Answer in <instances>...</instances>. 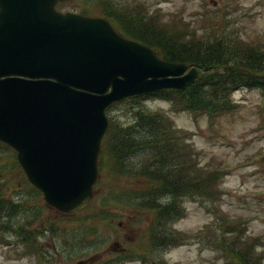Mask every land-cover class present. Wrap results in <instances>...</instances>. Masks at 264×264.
<instances>
[{"label":"rangeland","instance_id":"obj_1","mask_svg":"<svg viewBox=\"0 0 264 264\" xmlns=\"http://www.w3.org/2000/svg\"><path fill=\"white\" fill-rule=\"evenodd\" d=\"M141 1L146 9L157 12L162 22L179 28L180 34L186 30L188 38L225 39L231 36L245 44L264 47V0ZM77 5L79 1L67 0L58 9L76 13ZM232 99L236 108L215 117L212 123L206 115L194 116L188 111L169 113L175 127L189 133L195 163L209 171L219 167L228 170L221 174L216 201H182L184 216L176 220L172 228L185 236V244L156 250L147 239L153 223L152 212L116 206L107 190L110 186L117 193H123L140 181L105 172L99 176L98 193H94L85 209L74 215L55 211L42 197L31 201L30 205L42 210V217L32 229L39 232L38 244L44 253L36 257L28 255L24 247L0 242V264L73 263L76 257L68 255L73 247L81 252V259L96 253L100 255L95 264H241L236 257H230L228 251L211 247L215 234L218 238L224 237L229 244L230 237H241L236 247L248 249L257 264H264L263 98L258 89L237 88ZM145 107L167 111L170 104L149 99ZM128 111L115 107L109 113L116 118L122 116L124 121ZM2 149L0 146V153ZM6 152L0 155V191H7V194L8 190L26 192V186L17 187L24 181L20 171L7 170L5 165L14 163L16 157L13 152ZM41 226L48 230L42 232ZM229 227L236 228L237 233L223 236V231ZM191 234L198 237L190 238ZM7 240L14 242L9 237ZM120 249L124 252L119 253Z\"/></svg>","mask_w":264,"mask_h":264},{"label":"water","instance_id":"obj_2","mask_svg":"<svg viewBox=\"0 0 264 264\" xmlns=\"http://www.w3.org/2000/svg\"><path fill=\"white\" fill-rule=\"evenodd\" d=\"M58 2L0 0V141L44 202L70 214L93 197L107 107L184 89L198 71L160 59L103 17L58 12Z\"/></svg>","mask_w":264,"mask_h":264},{"label":"trees","instance_id":"obj_3","mask_svg":"<svg viewBox=\"0 0 264 264\" xmlns=\"http://www.w3.org/2000/svg\"><path fill=\"white\" fill-rule=\"evenodd\" d=\"M77 1L80 5L76 6V12L104 17L120 34L148 45L164 60L186 62L199 70L197 79L184 90L132 96L108 107V128L99 153V176L108 172L111 176L140 181L123 193H117L110 186L107 190L116 206L152 212L153 223L147 239L155 249L183 245L185 236L172 228V224L184 216L182 201H216L220 194L221 174L228 170L219 167L209 171L195 163L189 133L177 129L169 113L188 111L194 116L206 115L212 123L215 117L236 108L232 93L237 88L260 90L264 104V47L245 44L231 36L225 39L188 38L186 30L180 34L179 28L162 22L160 15L146 9L141 0ZM149 99L166 101L170 107L167 111L150 110L145 107V101ZM115 107L129 110L126 120L110 115ZM0 146L4 148L0 155L6 154L7 150L14 153L1 142ZM5 166L10 172L20 171L24 181L17 187L22 184L27 191L8 190L9 195L7 191H0V242L11 247H24L28 255L38 257L44 252L38 244L39 232L32 229V225L42 217V210L30 202L40 198L41 194L27 182L16 159ZM100 187L98 181L95 193ZM47 230L41 226L42 232ZM235 233L237 229L229 227L223 231V236ZM8 237L14 242L8 241ZM230 238L229 244L224 237L218 238L215 234L210 245L216 250L228 251L229 256L236 257L241 264H257L252 252L236 247L241 237ZM77 250L73 247L68 255L81 259V252Z\"/></svg>","mask_w":264,"mask_h":264},{"label":"flooded vegetation","instance_id":"obj_4","mask_svg":"<svg viewBox=\"0 0 264 264\" xmlns=\"http://www.w3.org/2000/svg\"><path fill=\"white\" fill-rule=\"evenodd\" d=\"M61 3H57L56 5H55V8H56V10H58V6L60 5ZM64 4V3H63Z\"/></svg>","mask_w":264,"mask_h":264}]
</instances>
